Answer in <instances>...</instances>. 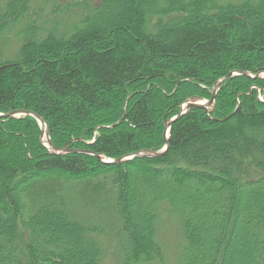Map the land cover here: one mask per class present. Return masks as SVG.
<instances>
[{
    "label": "trees",
    "instance_id": "obj_1",
    "mask_svg": "<svg viewBox=\"0 0 264 264\" xmlns=\"http://www.w3.org/2000/svg\"><path fill=\"white\" fill-rule=\"evenodd\" d=\"M32 4L0 6V114L36 113L53 148L161 151L186 102L231 72L264 73V0ZM42 135L30 116L0 118V264H102L107 228L119 264L163 263L172 217L179 264H264V78L225 82L211 113L173 125L161 159L106 166Z\"/></svg>",
    "mask_w": 264,
    "mask_h": 264
},
{
    "label": "water",
    "instance_id": "obj_2",
    "mask_svg": "<svg viewBox=\"0 0 264 264\" xmlns=\"http://www.w3.org/2000/svg\"><path fill=\"white\" fill-rule=\"evenodd\" d=\"M235 76H242V77H247V78H251V79H259V78H264V73H260V74L255 75V74H252L249 72H240V71L231 72L228 75L221 77L217 81V83L215 84V87H214V92H213L212 98L210 100L192 99V100H189L188 102H186L181 107L179 114L166 123V128H165V132H164V136H163L164 141L166 142V146L161 151H158V152H154L151 150H144V151H141L138 153L123 156L121 158L109 159L103 155L96 154L94 152L86 151L83 149H77V148L68 149L67 146H65L64 148H61V149L53 148L52 147V140H51V136H50L51 132H50L49 126H48L47 122L44 119H42L39 115H37L36 113L29 111V110H25V109H19V110L11 111L7 114H0V118H21V117H26V116H30V117L34 118L39 123V125L42 129V132H43L42 143H43V145L46 148H48L54 154L61 155V154H69V153H84V154H88V155L92 156L93 158L97 159L102 165H106V166L122 164L124 162L131 161L136 157L145 158V159H149V160L161 159V158H164L165 156H167V154L169 153L170 137H171V131H172L173 125L176 122H178L183 116L187 115L188 113H190L192 110H195V109L204 110L208 114L211 113L213 111L215 105H216V98H217V95H218L222 85L225 82H227L229 79H231L232 77H235ZM259 97L263 101V98L261 96H259Z\"/></svg>",
    "mask_w": 264,
    "mask_h": 264
},
{
    "label": "rangeland",
    "instance_id": "obj_3",
    "mask_svg": "<svg viewBox=\"0 0 264 264\" xmlns=\"http://www.w3.org/2000/svg\"><path fill=\"white\" fill-rule=\"evenodd\" d=\"M44 2L45 0H33L32 7L38 8L39 6H42ZM5 3L6 0H0V6H4ZM52 9L53 7L51 8V4H48V6L46 5V9H44L43 16L49 18ZM17 34V29L12 32H9L8 34L10 41L4 46L7 58L12 59L18 53L20 46L18 40L16 39ZM106 232L108 233H106V235L101 238V241L104 243V246L107 249V256H105V258L103 259L102 264H119L120 259L118 255V250L116 247L114 248L115 245L113 242L112 234H109L108 228ZM160 239L163 243H165L166 256L163 263L156 262L155 264H179L178 259L180 260V256L185 248V241L183 237V232L181 230V224L176 217L170 218V222L168 221L163 226L160 233Z\"/></svg>",
    "mask_w": 264,
    "mask_h": 264
},
{
    "label": "bare ground",
    "instance_id": "obj_4",
    "mask_svg": "<svg viewBox=\"0 0 264 264\" xmlns=\"http://www.w3.org/2000/svg\"><path fill=\"white\" fill-rule=\"evenodd\" d=\"M45 141V140H44Z\"/></svg>",
    "mask_w": 264,
    "mask_h": 264
}]
</instances>
